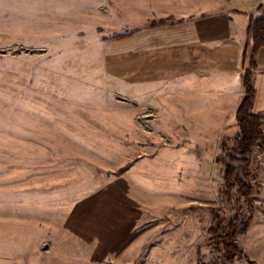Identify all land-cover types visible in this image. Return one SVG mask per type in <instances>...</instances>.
<instances>
[{"label":"rangeland","instance_id":"rangeland-1","mask_svg":"<svg viewBox=\"0 0 264 264\" xmlns=\"http://www.w3.org/2000/svg\"><path fill=\"white\" fill-rule=\"evenodd\" d=\"M109 5L0 0V264L220 257L208 240L211 208L229 219L243 201L225 197L217 160L235 147L236 129L212 135L200 121L192 131L134 98L110 72L131 68V54L117 63L111 44L171 17L134 21L123 2ZM205 125L212 133L217 124ZM253 159L257 189L234 264H264V150Z\"/></svg>","mask_w":264,"mask_h":264},{"label":"crops","instance_id":"crops-1","mask_svg":"<svg viewBox=\"0 0 264 264\" xmlns=\"http://www.w3.org/2000/svg\"><path fill=\"white\" fill-rule=\"evenodd\" d=\"M100 1L106 7L111 1L123 2L134 13V21L139 17L145 21L171 17L168 24L144 28L111 44L110 57L117 63L127 61L131 54V68L116 66L117 72L112 71L114 67L110 72L131 83L134 98L144 104L149 102L148 106L164 108L162 115L169 124H185L196 131L200 121L206 124L212 119L216 129L208 132L210 127L204 124L202 132L213 135L231 125L239 133L236 113L245 95L243 55L249 41L247 27L264 0ZM257 62L254 112L262 114L264 48ZM194 112L202 117L199 123L192 118Z\"/></svg>","mask_w":264,"mask_h":264},{"label":"trees","instance_id":"trees-1","mask_svg":"<svg viewBox=\"0 0 264 264\" xmlns=\"http://www.w3.org/2000/svg\"><path fill=\"white\" fill-rule=\"evenodd\" d=\"M257 14H252L247 27L249 41L246 44L243 55V82L245 95L237 109L236 117L240 131L235 138V147L231 152L226 151V143L223 148L227 157L218 156L217 160L224 164V190L227 200L234 195L238 197L239 204L235 215L225 219L221 210L211 208L212 219L208 229L209 242L220 253V257L212 262H204L199 259V264H234L235 260L243 255V249L239 246L238 236L246 232L250 226L251 218L242 214L244 207H253V195L256 185L249 181V176L254 165V153L264 150V122L263 114L254 112L256 88L254 85L255 72L258 67L257 56L264 48V2L258 8ZM130 36L131 33L120 35L119 38ZM250 264H257L251 261Z\"/></svg>","mask_w":264,"mask_h":264},{"label":"built area","instance_id":"built-area-1","mask_svg":"<svg viewBox=\"0 0 264 264\" xmlns=\"http://www.w3.org/2000/svg\"><path fill=\"white\" fill-rule=\"evenodd\" d=\"M263 115H262V120H263V122H264V112L262 113Z\"/></svg>","mask_w":264,"mask_h":264}]
</instances>
